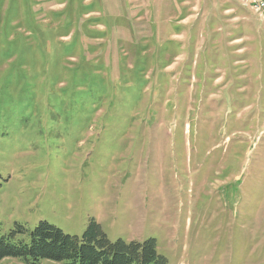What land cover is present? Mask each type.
<instances>
[{
    "label": "rangeland",
    "instance_id": "obj_1",
    "mask_svg": "<svg viewBox=\"0 0 264 264\" xmlns=\"http://www.w3.org/2000/svg\"><path fill=\"white\" fill-rule=\"evenodd\" d=\"M91 221L166 264H264V23L240 0H0L1 233Z\"/></svg>",
    "mask_w": 264,
    "mask_h": 264
},
{
    "label": "trees",
    "instance_id": "obj_2",
    "mask_svg": "<svg viewBox=\"0 0 264 264\" xmlns=\"http://www.w3.org/2000/svg\"><path fill=\"white\" fill-rule=\"evenodd\" d=\"M28 235V240L25 236ZM20 259L26 264L50 261L61 264H166L157 251L155 239L142 243L111 241L102 227L91 221L82 237L66 234L58 227L41 222L29 231L22 225L7 235L0 230V261Z\"/></svg>",
    "mask_w": 264,
    "mask_h": 264
},
{
    "label": "built area",
    "instance_id": "obj_3",
    "mask_svg": "<svg viewBox=\"0 0 264 264\" xmlns=\"http://www.w3.org/2000/svg\"><path fill=\"white\" fill-rule=\"evenodd\" d=\"M244 8L249 9L260 17L264 23V0H240Z\"/></svg>",
    "mask_w": 264,
    "mask_h": 264
}]
</instances>
